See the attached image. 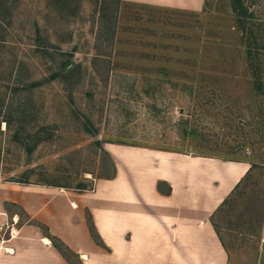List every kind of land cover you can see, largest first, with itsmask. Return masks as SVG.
Returning <instances> with one entry per match:
<instances>
[{
  "label": "rangeland",
  "instance_id": "obj_1",
  "mask_svg": "<svg viewBox=\"0 0 264 264\" xmlns=\"http://www.w3.org/2000/svg\"><path fill=\"white\" fill-rule=\"evenodd\" d=\"M242 1L264 75V0ZM0 4V179L91 188L107 142L246 159L216 223L228 264H264V92L234 0Z\"/></svg>",
  "mask_w": 264,
  "mask_h": 264
},
{
  "label": "crops",
  "instance_id": "obj_2",
  "mask_svg": "<svg viewBox=\"0 0 264 264\" xmlns=\"http://www.w3.org/2000/svg\"><path fill=\"white\" fill-rule=\"evenodd\" d=\"M127 1L200 10L206 0ZM105 148L114 172L88 189L0 179V264H228L216 215L249 160L121 142Z\"/></svg>",
  "mask_w": 264,
  "mask_h": 264
},
{
  "label": "trees",
  "instance_id": "obj_3",
  "mask_svg": "<svg viewBox=\"0 0 264 264\" xmlns=\"http://www.w3.org/2000/svg\"><path fill=\"white\" fill-rule=\"evenodd\" d=\"M2 4H0V39L4 37L2 34V28L3 25L6 23L3 20V13H2ZM234 10L237 14V21H238V27L242 31V35L246 40L247 45V55L248 59L251 64L252 68V75L256 82L257 88L264 92V75L263 70L260 66V45L258 42V36L255 32L252 24L250 23L249 17L252 13L249 12L248 7L244 4L242 0H234ZM73 62L71 61L70 64ZM254 165V163L251 165V167ZM53 240V243L58 247V249L65 254L66 249H68V246L63 242L61 239L56 237L55 235L50 234Z\"/></svg>",
  "mask_w": 264,
  "mask_h": 264
}]
</instances>
